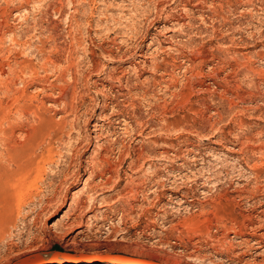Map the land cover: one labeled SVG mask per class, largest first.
I'll list each match as a JSON object with an SVG mask.
<instances>
[{
  "label": "rangeland",
  "instance_id": "374dc122",
  "mask_svg": "<svg viewBox=\"0 0 264 264\" xmlns=\"http://www.w3.org/2000/svg\"><path fill=\"white\" fill-rule=\"evenodd\" d=\"M122 246L264 264V0H0V264Z\"/></svg>",
  "mask_w": 264,
  "mask_h": 264
},
{
  "label": "bare ground",
  "instance_id": "6f19581e",
  "mask_svg": "<svg viewBox=\"0 0 264 264\" xmlns=\"http://www.w3.org/2000/svg\"><path fill=\"white\" fill-rule=\"evenodd\" d=\"M66 217L67 216H62V217H60V219H57L56 221H54L50 225V228L56 229V228L60 227L61 224L64 223L63 221H65L64 219ZM80 233H82V232L80 230H78V232L76 234H80ZM122 247H124V246H122ZM131 252H133V251L128 250L127 248L124 247V248H121L119 251H116L113 254H102V253L94 254L93 258H91V259H92V261L104 262L107 264H133V263L163 264V263L155 262L151 259L139 262L137 259H132V257H134V255ZM26 256L27 257L23 258L21 261L14 263V264H25L29 261L40 258L42 255L39 254V255H31V256L26 255ZM55 257L58 258L59 260H64V259L68 258L69 261H76V260L80 259V257L78 255H70V256L62 255L61 256V255L55 254ZM230 262L231 261H229V259H221V262L219 261V264H230Z\"/></svg>",
  "mask_w": 264,
  "mask_h": 264
},
{
  "label": "water",
  "instance_id": "95a60500",
  "mask_svg": "<svg viewBox=\"0 0 264 264\" xmlns=\"http://www.w3.org/2000/svg\"><path fill=\"white\" fill-rule=\"evenodd\" d=\"M54 253H56V254H58V255H69V254H66V253H60V252H54Z\"/></svg>",
  "mask_w": 264,
  "mask_h": 264
}]
</instances>
